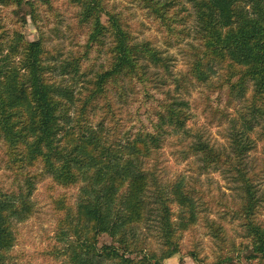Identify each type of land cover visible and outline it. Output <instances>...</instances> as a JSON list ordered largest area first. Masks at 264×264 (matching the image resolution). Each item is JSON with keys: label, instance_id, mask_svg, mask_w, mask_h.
I'll use <instances>...</instances> for the list:
<instances>
[{"label": "trees", "instance_id": "obj_1", "mask_svg": "<svg viewBox=\"0 0 264 264\" xmlns=\"http://www.w3.org/2000/svg\"><path fill=\"white\" fill-rule=\"evenodd\" d=\"M70 2L79 7L81 25L90 28L84 50L60 64L51 63L54 56L42 38L30 40L0 21L1 162L13 178L10 185H0V264H18L10 254L17 240L14 222L34 214L33 196L47 175L78 191L75 202L64 195L56 200V237L62 247L55 254L62 255L63 264H164L182 252L185 233L203 218L217 240L212 264H264L262 174L248 165L255 147L250 136L236 134L232 153L204 140L196 146L206 167H225L236 183L238 196L230 202L204 201V191L184 177L164 182L151 163L171 133L185 131L192 117L189 101L170 86L171 56L150 39L137 40L128 6ZM129 2L158 25L168 47L193 36L188 22L194 16L197 45L192 44L185 73L174 81L184 89L187 83L216 86L232 102H246V120L264 122V0ZM10 5L19 17L26 7L27 14L36 12L30 0H0V6ZM95 50L106 59L92 71L87 63ZM219 73L221 81L213 82ZM131 102L139 104L138 113L127 123L122 109ZM153 215L160 246L143 236ZM228 217L242 229L245 240L239 244ZM188 254L204 264L195 248Z\"/></svg>", "mask_w": 264, "mask_h": 264}, {"label": "rangeland", "instance_id": "obj_2", "mask_svg": "<svg viewBox=\"0 0 264 264\" xmlns=\"http://www.w3.org/2000/svg\"><path fill=\"white\" fill-rule=\"evenodd\" d=\"M36 6V12L32 16L27 14L29 8L22 10L20 16L13 13L14 6H0V21L6 23L9 29L22 30L26 38L35 40L42 38L47 49L50 50L51 63L60 64L70 61L78 52L84 50L86 44L89 25H81L79 22V7L73 5L70 0H30ZM110 4L125 5L129 7L127 13L131 17L132 26L137 36V40H152L156 46L166 50V54L171 56V80L172 90L190 103L192 114L186 130L172 132L168 137L164 147L159 151L158 158L153 160L156 163L158 176L165 182L184 177L191 184H198L204 191L205 199L221 200L237 198L238 190L236 183L225 167H206L202 160L203 153L196 151L197 143L201 140L207 141L217 149L233 152V138L240 132L249 135L254 144V149L249 152L247 161L250 169L259 171L262 176L259 181V194L264 198V136L262 134L264 122L252 120L249 122L250 115L247 114L246 102L236 98L234 102L229 99L225 91L219 93L215 91L213 85L208 83H187L184 89L174 81V78H181L185 73L188 62L192 55V44L197 45L194 38L196 22L194 16L188 22V26L193 30V36L185 38L179 45L168 47L164 43V33L158 29V25L146 18L143 11L132 4L129 0H108ZM189 10L194 12L193 6L186 2ZM131 12V13H130ZM22 16L25 17L22 19ZM36 16V17H35ZM99 55V56H98ZM95 50L88 65L91 64L92 71L100 68L105 62L106 55ZM85 63V65H87ZM85 66H82V71ZM58 79L62 76L57 71L54 72ZM90 77L92 75H89ZM213 82L221 81V73L212 78ZM69 82L67 79L65 83ZM222 98V99H221ZM219 99H221L218 105ZM229 99V100H228ZM139 104L124 105L122 116L125 121L130 122L131 115H135ZM221 106V107H220ZM143 112V110H141ZM145 116V115H144ZM137 118V117H136ZM237 137V136H236ZM4 156V149L0 143V185L8 186L13 181L11 173L6 170L1 162ZM153 167V166H152ZM77 188H66L57 185L47 175L44 180L38 182L37 189L33 196L35 212L27 220L15 221L16 245L11 251V259L18 264H63L62 255L55 254V249L61 248L62 243L56 237L58 224V211L56 200L64 195L68 201L75 202ZM221 199V200H220ZM214 205V206H217ZM223 211L218 214L223 215ZM209 218H219L218 215L209 214ZM260 216L264 219V200L260 206ZM204 219V218H203ZM201 221L191 231L184 235L182 252L165 260L164 264H180L183 259L184 264H198V262L188 254L190 249L195 248L204 264H212L216 260L217 240L213 239L206 227L205 221ZM157 216L153 215L149 225L143 229V236H147L154 246H160L156 236ZM235 242L239 244L245 239L242 238V229L237 220L227 219ZM101 240L110 243L108 236H102ZM140 257V254H134ZM244 264H263L257 260L252 263L247 261Z\"/></svg>", "mask_w": 264, "mask_h": 264}]
</instances>
